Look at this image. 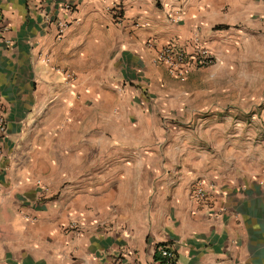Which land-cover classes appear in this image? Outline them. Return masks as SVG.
<instances>
[{
  "label": "crops",
  "instance_id": "1",
  "mask_svg": "<svg viewBox=\"0 0 264 264\" xmlns=\"http://www.w3.org/2000/svg\"><path fill=\"white\" fill-rule=\"evenodd\" d=\"M0 21V264H264V0H0ZM193 37L210 65L151 63Z\"/></svg>",
  "mask_w": 264,
  "mask_h": 264
},
{
  "label": "built area",
  "instance_id": "2",
  "mask_svg": "<svg viewBox=\"0 0 264 264\" xmlns=\"http://www.w3.org/2000/svg\"><path fill=\"white\" fill-rule=\"evenodd\" d=\"M64 13L63 18L56 19L53 24L56 29V37L60 38L65 30L75 22L76 18L72 16L74 8L71 3H64L61 6ZM120 8H113V18L116 22L122 21ZM7 25L0 21V43L8 44L6 37ZM212 51L205 46L198 37H193L188 43H181L175 40H169L155 49L151 63L155 67H161L165 73L174 79L183 81L195 70L206 67L213 62ZM8 124L6 106L0 102V170L3 158V140L7 135ZM214 185L204 177H195L191 182L189 197L196 203H203L208 200ZM156 252L162 257L160 261L163 264H177L174 251L169 245H160Z\"/></svg>",
  "mask_w": 264,
  "mask_h": 264
},
{
  "label": "trees",
  "instance_id": "3",
  "mask_svg": "<svg viewBox=\"0 0 264 264\" xmlns=\"http://www.w3.org/2000/svg\"><path fill=\"white\" fill-rule=\"evenodd\" d=\"M161 245H165V244H161ZM158 258H162V257L159 256V255H158V256L155 255V259H158ZM160 260H161V259H160Z\"/></svg>",
  "mask_w": 264,
  "mask_h": 264
}]
</instances>
